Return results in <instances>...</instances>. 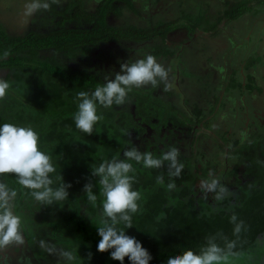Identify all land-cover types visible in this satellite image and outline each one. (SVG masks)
Returning a JSON list of instances; mask_svg holds the SVG:
<instances>
[{
    "label": "rangeland",
    "instance_id": "rangeland-1",
    "mask_svg": "<svg viewBox=\"0 0 264 264\" xmlns=\"http://www.w3.org/2000/svg\"><path fill=\"white\" fill-rule=\"evenodd\" d=\"M14 1L15 3L11 4ZM49 1L54 2V0H47L48 3ZM79 1L82 2L84 10L93 12L100 0H59L58 3H54L60 11L69 3L76 5ZM248 1L251 3L249 12L252 16H241L233 23L223 18L217 27L211 30L207 28L221 18L223 12L234 7V0L232 2L231 0L227 2L222 0H131L134 5L132 9L123 2H117L116 11L121 14L109 13L107 22L111 26L134 24L152 27L161 22L175 20V28L164 41L156 39L119 44L103 42L97 46L86 45L58 53L48 50L31 54L32 56L28 52L24 53L29 65L0 71V79L6 80L10 85L5 97L0 99V126L5 123L32 129L45 126L48 132L53 120H46V110L43 106L52 110H59L61 106L53 101L54 97L50 92L52 82L58 84L60 93L63 92L61 98L65 106L78 108V92L67 87V83L50 80L45 74H41L38 69L39 61L59 64L74 70L80 69L89 77H94L96 88L106 82L105 77L114 79L123 63L131 64L149 54L152 55L155 45L161 46L169 52L168 55L155 57L168 69L167 81L158 79L155 87L150 84L139 88L133 87L128 94L130 92L137 94L139 98L136 99L141 101H136L138 105L132 101L134 97L128 98L129 96L122 105L114 104L109 108L97 105V111H103L110 117L106 123H110L113 118L116 127L123 135L118 139L119 149L109 160L113 157L124 159L123 153L130 146H141L139 150L142 151L143 143L146 144L147 139L148 141L162 140L163 145L160 148H165L166 151L173 147L177 148L178 162L180 164L186 162L185 166L196 178L195 184L199 193L194 194L202 197L203 200L200 203L195 199V205L200 208L204 204L216 207L225 201L232 206L236 203V197L244 183L247 182L246 176L250 175L248 169L239 164L240 159L235 151L256 140L260 147L264 148V91L255 89L252 93L244 92L240 85L245 81L247 86L254 88V84L258 82L259 86L264 88V50H262L264 49V30L261 37L252 36L253 41L245 51L247 54H252L250 62H247L243 68L244 63L238 60V57L243 59L246 55L239 47L240 42H243V36L239 37L241 34L239 27L244 25L242 23L249 21L255 22L256 27L264 23V5L259 4L257 0ZM28 2L29 0H8V3L3 5L0 11V22L5 30L14 35H23L30 29L39 32L57 28L55 22L58 16L50 9H41L31 16H26V8L22 7V4L26 5ZM30 20L35 22L33 27L29 25ZM196 24L198 25L192 30ZM77 26V23L69 21L65 27ZM81 26L89 25L83 22ZM246 35L249 36L248 32ZM261 45L263 48L259 50ZM257 51V58L260 57L261 61L252 60L255 59ZM229 79L236 84L234 89L230 88ZM166 85L169 86L168 91H164ZM40 90H43L41 97ZM91 91L88 89L86 92L91 93ZM162 102L164 110L157 106V104L162 105ZM214 106V113L208 112V109ZM132 109L149 117V124L144 125L146 131L134 140L125 133L117 121L120 115H125L127 120L132 121L127 113ZM195 110L200 111L199 120ZM174 114L181 120L178 124L180 127L173 124V121L177 119ZM39 116L42 120H38V123L35 118ZM97 125L100 132L102 125L99 123ZM82 142V136H77L67 143L68 150L57 153L55 150L58 147V140L55 138L41 151L50 155L51 162L56 168V172L50 174L53 181L56 183L64 181L65 185L70 184L71 187L68 188L80 198L82 212L88 213L92 203L88 201L84 191L86 184L92 185L93 193L101 196L103 202L105 197L98 194L100 191L102 193V187L97 185L93 172L87 173L84 170L80 149ZM99 152L103 156L100 157L103 161L101 159L99 162L106 161L103 151L100 149ZM64 160L69 161L73 166H65ZM212 180L217 181L215 191L205 192L202 182L210 183ZM254 182L256 184L258 180ZM2 183L9 190L14 191L10 207L22 222L26 221L23 224L27 235L23 233L21 243L13 242L0 248V264H30L34 259L42 260L43 264H82L77 258V243L74 233L71 232L72 229L69 228L70 222L65 220L71 207L58 204L55 200L47 204L33 199L23 202L22 208L16 212L13 204L16 189L5 180ZM100 208L98 211L101 213L103 206ZM56 220L61 222L56 231H52ZM49 237L51 240L47 241ZM29 238L31 246L28 243ZM34 246H36L35 252L30 249H34ZM51 247H54L53 252L47 253L48 255L43 258L44 251L52 250L48 249ZM64 252L72 253L74 259L68 260L65 256H60ZM51 255L57 257L52 258ZM263 259L264 237L251 251L229 254L219 264H255L259 260L262 261L257 264H262Z\"/></svg>",
    "mask_w": 264,
    "mask_h": 264
},
{
    "label": "trees",
    "instance_id": "trees-1",
    "mask_svg": "<svg viewBox=\"0 0 264 264\" xmlns=\"http://www.w3.org/2000/svg\"><path fill=\"white\" fill-rule=\"evenodd\" d=\"M117 2H123L129 8H134L131 0H100L93 12L84 10L80 1L76 5L69 3L66 8L59 11L56 4L49 1L48 10L50 9L58 16V20L55 22L57 28L55 29L39 32L30 29L23 35H13L8 34L0 23V69L23 68L24 65H29L27 64L29 62L26 56H24L26 52L30 55L46 50L58 53L86 45L97 46L103 42L119 44L121 42L135 43L156 39L164 41L175 28V20L161 22L152 27L136 26L134 24L111 26L107 22L109 13L114 15L121 14L116 11ZM243 4H238L232 11H225L223 16L218 18L207 30L215 29L223 18L233 17L237 15L235 14L236 12L238 14L242 12L245 9L244 7H246ZM69 21L77 23L78 26L65 27ZM83 22L89 26L82 27L81 24ZM197 25L193 26L192 30ZM168 53L161 46L155 45L152 55L167 56ZM39 63L40 67L38 69H40L41 74H45L50 80L67 83V87L74 92L87 91L88 89L93 92L95 90L94 77H89L80 69H69L47 61H39ZM42 92L43 90H40V97L43 96ZM50 92L54 97L53 101L61 106L59 110H52L45 105L43 106L46 110V120L52 119L53 122L48 132H46L45 126L34 129L39 135L40 150L56 138L58 147L55 151L60 153L69 149L67 143L70 140L77 136H82L83 142L80 146L83 155L82 165L87 173H92L93 167H98L103 163V159L100 158L103 157L101 152H99L100 149L106 155L105 160H109L117 152L119 149L118 139L123 136L121 131L116 127L113 118L110 123H106L110 117L103 111H98V115L103 117L97 122L102 125L100 132L97 124L94 125V131L91 135L81 131L76 127L74 120L78 108L65 106V102L61 98L63 92L60 93L59 86L55 82L50 84ZM128 96V98L134 97L132 101H135L134 104L138 105L136 101L140 100L136 99L139 98L137 94L130 92ZM142 103L145 104L143 101ZM135 108L138 109L139 106H135ZM135 110L132 109V111L127 112L134 123L131 120H127L125 115H120L117 120L125 133H128L133 140L137 136L140 137L139 135L146 131L144 125L149 124L148 115ZM199 115L201 114L198 110L196 112L197 120L200 119ZM38 120H42V118L40 116L35 118V121L38 122ZM161 143L163 142L159 139H156V141H148L147 139V143H143L144 146L141 152H151L155 157H159L166 152L165 148H160L163 145ZM139 147L141 146L137 148L141 149ZM153 151L156 152L153 153ZM235 154H238L239 164L244 165L250 175L246 176L247 182L246 184L244 183L238 197H236V203L232 206H229L225 201L216 207L204 204L200 208L195 205V199L200 203L203 199L200 196H195V194L199 193L195 184L197 183L196 178L185 166L186 162L177 177L169 175V162L167 161L164 162V166L161 168H145L142 163L138 164L135 161H129L135 169L134 172L129 173V175L134 177L132 187L133 190L140 192L141 198L137 202L139 205L138 212L132 214L133 226L128 229L125 228V231L128 235L142 242L143 246L149 250L153 257L150 264H167L169 257L182 254L189 248L199 253L202 247L208 245L209 240L219 245L224 253L229 255L242 251H251L256 247V243L263 239L264 148H261L256 140L239 147ZM101 159L102 161L99 162ZM63 162L67 167L73 166L67 160ZM172 170L174 171V169ZM95 176L97 185L101 186L99 184L100 176ZM157 176H163V184L157 183ZM4 180L16 189L13 199L16 212L22 208L23 202L35 199L32 196V190L20 185L18 178L14 174H2L0 183L4 182ZM256 180L258 182L255 184L254 181ZM173 182L175 183V188L169 190L167 186ZM61 184L65 185L64 181L53 182L51 187L57 189ZM94 188L96 191L97 186ZM67 191L69 193L68 198L60 201L61 203L59 201L56 202L71 207L65 220L70 222L69 228L72 229L71 232L72 234L74 233L76 238L77 258L82 264H121L120 261L111 258V250L106 252L97 251V245L101 239L97 229L98 226H102V221L107 219L102 213L103 209L101 213L98 211L103 206L102 197L97 196L95 206L93 204L90 205L89 212L83 213L79 196L73 193L70 188H67ZM247 191L249 192L247 193ZM98 194L102 195L101 191ZM233 215L236 216L235 221L231 219ZM241 221H243V224H241ZM20 222L21 236H23V233L27 235L24 226L26 221L22 222L20 219ZM60 222V220H56L53 223L54 228H52V231H56ZM237 225H240L238 233L235 231ZM118 227L124 228V225L121 223ZM29 235L32 236L30 233ZM49 240H51V237L47 241ZM29 241L30 238L28 243L31 246ZM230 243H234L235 247L230 249L228 247ZM34 247V249L30 248L31 251L36 249V246ZM56 248L59 247L56 246ZM48 249L52 250L44 251L43 254L46 255L42 254L43 258L48 255L47 253L53 252L54 247ZM90 253L91 257L89 258ZM62 255L60 254V256ZM53 257L57 256L53 255ZM260 261L262 260L255 262V264L260 263ZM30 264H43V262L42 260L34 259ZM123 264H131V261L125 257Z\"/></svg>",
    "mask_w": 264,
    "mask_h": 264
},
{
    "label": "clouds",
    "instance_id": "clouds-1",
    "mask_svg": "<svg viewBox=\"0 0 264 264\" xmlns=\"http://www.w3.org/2000/svg\"><path fill=\"white\" fill-rule=\"evenodd\" d=\"M54 2L58 3L59 0H54ZM25 8L26 16H31L41 9L48 10L49 4L47 0H29ZM158 79L167 81L168 69L151 54L131 64L123 63L114 79L105 77L106 82L97 86L93 92L77 93L79 104L74 116L76 127L91 135L94 125L103 118L102 115H98V104L105 108L113 104L122 105L133 87L139 88L149 84L155 87ZM9 87L6 80L0 79V99L5 97ZM168 90L169 86L166 85L164 91ZM123 155L125 159L113 157L110 161L106 160L98 167H93V175L100 176L99 184L102 187V195L105 197L103 214L107 218L97 229L101 237L97 251L111 250V258L120 261L121 264L125 257L131 261V264H150L153 257L149 250L143 246L142 242L125 231V228L133 226L132 214L138 212L137 202L141 198L140 192L133 190L132 187L134 177L129 173L134 172L135 169L129 161L142 163L145 168H161L167 161L169 162V175L177 177L181 173L183 164L178 162L179 150L175 147L159 157H155L151 152H141L137 147L126 149ZM54 172L56 168L51 162V157L40 150L39 135L34 129L10 123L0 126V175L14 174L20 185L32 190L35 200L51 204L53 200H66L69 195L67 188L71 187L70 184H61L59 188L53 189L51 185L54 181L50 174ZM156 179L157 183L163 184V176H157ZM216 185V180L210 183L202 182L205 192L215 191ZM167 187L172 190L175 188V183H169ZM84 191L88 201L95 206L97 196L92 191V185L86 184ZM13 196L14 191L0 183V248L13 242H22L20 218L12 212L10 207ZM231 219L235 221L236 216L233 215ZM121 223L124 228L118 227ZM235 231L237 233L240 231V225H237ZM228 247L234 248L235 244L230 243ZM63 256L68 260L74 259L70 252H64ZM227 256L228 254L224 253L219 245L209 240L208 245L202 247L199 253L189 248L182 254L169 257L167 264H219Z\"/></svg>",
    "mask_w": 264,
    "mask_h": 264
},
{
    "label": "flooded vegetation",
    "instance_id": "flooded-vegetation-1",
    "mask_svg": "<svg viewBox=\"0 0 264 264\" xmlns=\"http://www.w3.org/2000/svg\"><path fill=\"white\" fill-rule=\"evenodd\" d=\"M223 2H227V1H230V0H222ZM235 1V5H234V7L232 6V8H231V10H229V11H232L234 8H236V6L238 5V4H242V3H244L243 5H245L246 7H244L245 9L242 11V12H240L239 14L236 12L235 14H237L236 16H233V17H225L224 19H226V20H230L232 23H233V21L235 20V19H237V18H239V17H241V16H244V15H248V17H250V16H252V14L249 12L250 10H251V3L248 1V0H234ZM231 2H232V0H231ZM257 2H260L259 4H263L264 5V0H257ZM224 13V12H223ZM254 13H257L258 14V12H254ZM234 14V15H235ZM221 16H223V14L221 15ZM247 22V21H246ZM237 24V23H236ZM242 24H244V25H242L241 27H239V29H240V31H241V34L239 35V37H242L243 36V39H242V41L243 42H240V44H239V47H241L240 49H241V51H243V52H245L246 50H248L247 48L249 47V44H250V42H252L253 40H252V38L254 37V38H256V37H261L262 35V31L264 30V26H263V24L264 23H262V25L260 26H257L256 27V25H255V22H251V21H249L248 23H242ZM236 27H237V25H236ZM256 27V28H255ZM233 30H235V29H233ZM247 32H248V34H249V36L247 37ZM260 35V36H259ZM253 36V37H252ZM248 40V41H246V39ZM263 42H264V40H263ZM255 43V40H254V42H253V44ZM263 48V46L261 45V47H260V49L259 50H261ZM239 49V50H240ZM258 50V51H259ZM262 50H264V49H262ZM258 51H257V55H256V57H255V59H252V60H255V61H261L260 60V57L259 58H257V56H258ZM246 53V52H245ZM255 53V52H254ZM253 53V54H254ZM251 55L252 54H247L246 53V55H245V57L242 59V58H239L238 57V55H237V57H238V60H240L241 61V63L243 64L244 63V65H243V68H244V66L245 65H247V62H250V58H251ZM233 57H235V56H233ZM242 67V66H241ZM248 70V69H247ZM254 71V70H253ZM255 72V71H254ZM234 78V77H233ZM181 82V81H180ZM228 83H229V85H230V88H235L236 87V84L234 83V81L232 80V81H230V79L228 80ZM240 85H242L241 87H242V90L244 91V92H247V91H250L251 93H252V90H255V89H259V90H262V91H264V88H262V87H260L259 86V83L258 82H256L255 84H254V88L252 87V86H247V84H246V82L245 81H243V82H241V84ZM250 92H248V93H250ZM157 106H158V108H162V110H164L165 109V107H164V104H163V102H162V105L161 104H157ZM200 109V108H199ZM212 109V110H211ZM214 109H215V106H214V108L213 107H211V108H209L208 109V112H211L212 114L214 113L213 111H214ZM203 111H205V110H203ZM194 112H198L197 110H195ZM200 112V111H199ZM216 112V111H215ZM196 115V114H195ZM174 116L176 117V114H174ZM178 117V116H177ZM176 117V118H177ZM181 122V120L179 119V118H177L175 121H173V124H175V126H178V127H180V125H178L179 123ZM217 146V145H216Z\"/></svg>",
    "mask_w": 264,
    "mask_h": 264
},
{
    "label": "crops",
    "instance_id": "crops-1",
    "mask_svg": "<svg viewBox=\"0 0 264 264\" xmlns=\"http://www.w3.org/2000/svg\"><path fill=\"white\" fill-rule=\"evenodd\" d=\"M6 3H8V0H0V11L3 9V5L4 4H6ZM15 3V1L14 2H11V4H14ZM23 6H25L24 4H22V7ZM34 17V16H33ZM33 17H32V20H33ZM32 20H30V22H29V25H30V27H33L34 26V24H35V22L34 21H32ZM1 23V22H0ZM5 29V28H4ZM7 31V30H6ZM7 33L8 34H12V33H10V32H8L7 31ZM14 35V34H13ZM1 70H5V69H0V71Z\"/></svg>",
    "mask_w": 264,
    "mask_h": 264
}]
</instances>
